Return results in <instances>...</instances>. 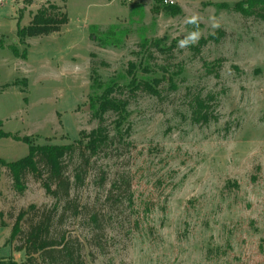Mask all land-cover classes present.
Returning <instances> with one entry per match:
<instances>
[{
  "label": "rangeland",
  "instance_id": "rangeland-1",
  "mask_svg": "<svg viewBox=\"0 0 264 264\" xmlns=\"http://www.w3.org/2000/svg\"><path fill=\"white\" fill-rule=\"evenodd\" d=\"M239 1L179 0L171 10L160 0H0V159L27 156V137L86 144L99 123L89 104L101 93L91 89L95 73L126 85L133 62L141 81L161 79L160 96L127 86L119 92L130 99L126 118L117 128L109 112L106 124L124 136L93 157L73 189L82 202L101 201L57 222L58 231L83 241L86 264H264V19L239 11ZM50 4L68 22L21 40L19 22L29 25ZM112 24L126 35L102 46L90 26ZM193 32L196 41L181 47ZM209 93L217 118L195 123L191 103ZM65 164L80 171L77 153ZM117 174L131 180L130 199L122 191L115 203L103 202ZM56 203L32 172L16 180L0 167V264L28 259L11 237L19 213ZM94 210L101 215L96 239Z\"/></svg>",
  "mask_w": 264,
  "mask_h": 264
},
{
  "label": "trees",
  "instance_id": "trees-1",
  "mask_svg": "<svg viewBox=\"0 0 264 264\" xmlns=\"http://www.w3.org/2000/svg\"><path fill=\"white\" fill-rule=\"evenodd\" d=\"M244 7L240 1L236 3L239 11L246 15L257 13L264 19V0H244ZM171 10H179L178 7ZM138 9L143 10V5H137L134 12ZM55 10L58 11L55 12ZM59 7L53 4L39 9L33 16L31 22L27 26L18 24V36L21 40L38 35H48L61 29V26L68 22L67 13L59 11ZM92 36L102 45H120L122 38L126 35L125 30H121L116 24H112L106 31H99L97 25L90 26ZM215 35H212L214 37ZM146 40V39H145ZM148 43V41H145ZM0 46H4V42L0 40ZM17 56H27V50L22 53L16 45L11 46ZM136 64L131 62L129 74L131 80L126 85L121 84L117 77L108 81H103L99 74L95 73L92 77L93 81L91 89L94 92L100 91L97 95L90 97V109L92 117L99 121L98 126L89 135L86 144L77 147V143L72 144H33L31 138L27 137L29 143V154L16 161H6L0 159V167L7 166L16 180H21L25 172L30 171L37 179H40L48 194L57 199V203L53 208L46 206L30 205L27 210L19 213L15 223L12 226L11 237L20 239L21 244L16 246V250H25L28 259L24 264H86V258L83 255L84 243L78 237L71 234L61 233L56 229L57 222H63L67 213L76 216L84 214L91 207H97V202H82L73 196V189L77 182H84L89 172L93 157L101 151H106L118 140H122L123 133L118 131L112 133L106 124V115L109 112L117 114L119 120L116 127L119 128L122 121L126 118L127 107L130 104L129 98L119 96V92L127 86L133 91L142 90L150 94L160 96L161 90L159 85L161 79L153 78L150 80H140L136 73ZM144 69L147 70L145 67ZM121 76L120 78H122ZM212 93L206 96H195L191 103L192 120L195 123H208L216 119V115L212 110ZM1 135H8L1 131ZM78 155V168L80 171L76 175L68 172L65 164L67 154ZM46 168V173L43 168ZM76 180V181H75ZM124 191L130 199L132 193V184L129 178L121 175H115L111 180L110 186L103 195V202H116L118 197ZM89 218L92 223V232L96 239L97 232L100 229L101 215L100 211L94 210L89 212ZM103 228V227H102ZM105 231V229H102ZM9 264H18L11 260Z\"/></svg>",
  "mask_w": 264,
  "mask_h": 264
},
{
  "label": "clouds",
  "instance_id": "clouds-1",
  "mask_svg": "<svg viewBox=\"0 0 264 264\" xmlns=\"http://www.w3.org/2000/svg\"><path fill=\"white\" fill-rule=\"evenodd\" d=\"M189 23H195L196 22V18L193 17L191 20L188 21ZM215 26V25H214ZM199 33L198 32H193L191 33L187 38H185L184 40L180 41V46L184 47L187 46L189 44V42H195L197 37H198Z\"/></svg>",
  "mask_w": 264,
  "mask_h": 264
},
{
  "label": "built area",
  "instance_id": "built-area-1",
  "mask_svg": "<svg viewBox=\"0 0 264 264\" xmlns=\"http://www.w3.org/2000/svg\"><path fill=\"white\" fill-rule=\"evenodd\" d=\"M132 1V0H128ZM161 4L164 6H177L179 4V0H160Z\"/></svg>",
  "mask_w": 264,
  "mask_h": 264
}]
</instances>
